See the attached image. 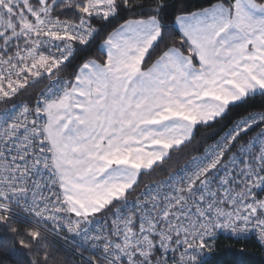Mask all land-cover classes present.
<instances>
[{"label":"snow or ice","instance_id":"1","mask_svg":"<svg viewBox=\"0 0 264 264\" xmlns=\"http://www.w3.org/2000/svg\"><path fill=\"white\" fill-rule=\"evenodd\" d=\"M0 228L25 264H257L264 0H0Z\"/></svg>","mask_w":264,"mask_h":264},{"label":"trees","instance_id":"2","mask_svg":"<svg viewBox=\"0 0 264 264\" xmlns=\"http://www.w3.org/2000/svg\"><path fill=\"white\" fill-rule=\"evenodd\" d=\"M195 3H203V0H192ZM20 223V222H18ZM23 226V223H20ZM51 243L53 246L58 249L61 253H65L71 256L73 259L78 260L77 256H74L71 252L67 251L68 246L60 243L59 241L52 239ZM248 251H250L254 258L257 260V264L264 259V256L261 255L260 249L252 244L249 246ZM27 257L23 255L12 243H11V234L7 230L0 228V264H25Z\"/></svg>","mask_w":264,"mask_h":264},{"label":"built area","instance_id":"3","mask_svg":"<svg viewBox=\"0 0 264 264\" xmlns=\"http://www.w3.org/2000/svg\"><path fill=\"white\" fill-rule=\"evenodd\" d=\"M17 221L20 222V223H23V224H27V223H30V221L28 220L27 217L23 218V219H20V218H17ZM55 240L59 241L60 243H63L66 245V242L63 241V240H60L59 238H54ZM68 247H71L70 245H67Z\"/></svg>","mask_w":264,"mask_h":264}]
</instances>
